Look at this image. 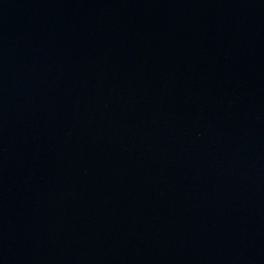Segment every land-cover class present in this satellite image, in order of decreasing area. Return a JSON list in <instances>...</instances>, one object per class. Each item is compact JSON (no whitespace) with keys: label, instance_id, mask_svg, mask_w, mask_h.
<instances>
[{"label":"water","instance_id":"1","mask_svg":"<svg viewBox=\"0 0 264 264\" xmlns=\"http://www.w3.org/2000/svg\"><path fill=\"white\" fill-rule=\"evenodd\" d=\"M0 264H264V0H0Z\"/></svg>","mask_w":264,"mask_h":264}]
</instances>
